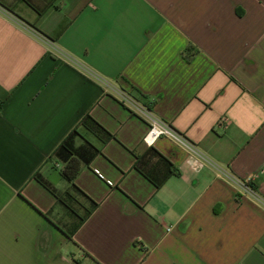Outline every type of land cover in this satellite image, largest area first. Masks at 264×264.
<instances>
[{
  "label": "crops",
  "instance_id": "1",
  "mask_svg": "<svg viewBox=\"0 0 264 264\" xmlns=\"http://www.w3.org/2000/svg\"><path fill=\"white\" fill-rule=\"evenodd\" d=\"M4 3L0 264H264V0ZM131 98L188 143L150 147L180 173L160 189L134 169ZM87 113L115 139L75 180L99 206L70 239L77 219L33 177L69 188L51 155Z\"/></svg>",
  "mask_w": 264,
  "mask_h": 264
},
{
  "label": "trees",
  "instance_id": "2",
  "mask_svg": "<svg viewBox=\"0 0 264 264\" xmlns=\"http://www.w3.org/2000/svg\"><path fill=\"white\" fill-rule=\"evenodd\" d=\"M57 1L58 0H15V2H22L30 7L39 18L50 8L54 7ZM0 3L6 4L4 0H0ZM7 7L9 12L14 11L13 5H8ZM4 104V101L0 102V114ZM79 129L94 136L101 143L102 147H97L86 140L79 132ZM113 139H115V137L87 113L51 155L52 159L62 163L63 168L60 173L62 178L69 184V188L63 194L58 195L53 187L44 180L38 172L35 173L33 177L43 187L53 193L57 202L62 204L66 210L77 219L75 226L67 233L70 239H72L74 233L99 206L98 203L89 199L75 185V180L84 169L90 167L95 158L102 154L103 146ZM134 169L149 180L156 189H160L164 186L171 177H178L180 175L179 170L154 148H149L143 155L137 156ZM247 186L257 192L256 185L253 181H249ZM78 197L83 198L87 203V205L84 203L81 204V208L84 211L83 215H79L78 211L74 208V205L78 204Z\"/></svg>",
  "mask_w": 264,
  "mask_h": 264
},
{
  "label": "built area",
  "instance_id": "3",
  "mask_svg": "<svg viewBox=\"0 0 264 264\" xmlns=\"http://www.w3.org/2000/svg\"><path fill=\"white\" fill-rule=\"evenodd\" d=\"M128 101H131V104L135 108L136 113L148 124V131L143 138V144L146 147H153L156 142L163 137L170 138L177 143L188 147V143L186 142L184 137L177 133L169 123L164 122L160 118L156 117L151 110L143 105L138 104L134 99L131 98L128 99ZM233 180L242 187H245L247 192L259 198L257 192L253 191L247 186V183L249 181H252V179H249L247 181H240L233 178Z\"/></svg>",
  "mask_w": 264,
  "mask_h": 264
},
{
  "label": "rangeland",
  "instance_id": "4",
  "mask_svg": "<svg viewBox=\"0 0 264 264\" xmlns=\"http://www.w3.org/2000/svg\"><path fill=\"white\" fill-rule=\"evenodd\" d=\"M21 6H22V7H27V6H25L24 4H21ZM27 9H28V8H27Z\"/></svg>",
  "mask_w": 264,
  "mask_h": 264
}]
</instances>
